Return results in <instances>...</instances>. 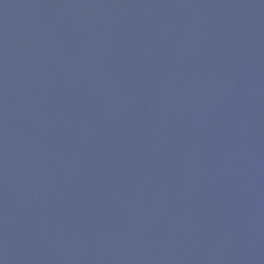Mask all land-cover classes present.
<instances>
[{
    "label": "water",
    "instance_id": "water-1",
    "mask_svg": "<svg viewBox=\"0 0 264 264\" xmlns=\"http://www.w3.org/2000/svg\"><path fill=\"white\" fill-rule=\"evenodd\" d=\"M0 264H264V0H0Z\"/></svg>",
    "mask_w": 264,
    "mask_h": 264
}]
</instances>
